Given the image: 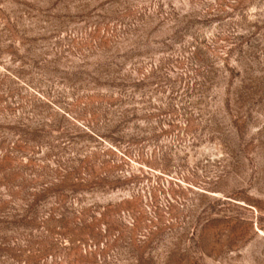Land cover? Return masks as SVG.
Wrapping results in <instances>:
<instances>
[{
	"label": "rangeland",
	"instance_id": "obj_1",
	"mask_svg": "<svg viewBox=\"0 0 264 264\" xmlns=\"http://www.w3.org/2000/svg\"><path fill=\"white\" fill-rule=\"evenodd\" d=\"M0 264H264V0H0Z\"/></svg>",
	"mask_w": 264,
	"mask_h": 264
}]
</instances>
